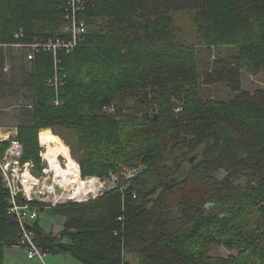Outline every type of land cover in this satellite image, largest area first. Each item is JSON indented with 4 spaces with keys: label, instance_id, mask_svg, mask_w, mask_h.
Returning a JSON list of instances; mask_svg holds the SVG:
<instances>
[{
    "label": "trees",
    "instance_id": "1",
    "mask_svg": "<svg viewBox=\"0 0 264 264\" xmlns=\"http://www.w3.org/2000/svg\"><path fill=\"white\" fill-rule=\"evenodd\" d=\"M80 8L79 17L104 25L61 54V105L51 103L55 91L46 83L51 53L30 61L34 104L32 118L16 126L20 160L41 172V142L60 139L53 134L66 128L82 151L81 175L114 172L119 182L87 202L49 208L64 218L55 235L37 217L38 244L80 264H129L125 251L138 264H248L250 256L264 264V89L230 100L189 93L197 66L172 32L174 13L194 12L205 44L235 47L232 59L219 60L202 82L237 88L242 71L264 72V0H80ZM63 15L62 0H0V43L58 37ZM4 66L1 58L0 95L15 84ZM126 96L151 111H124ZM40 129L53 134L38 141ZM7 144L0 141V156ZM139 166V173L125 176L126 168ZM9 207L0 168V264L4 247L19 240ZM222 239L238 255H210L208 245Z\"/></svg>",
    "mask_w": 264,
    "mask_h": 264
},
{
    "label": "rangeland",
    "instance_id": "2",
    "mask_svg": "<svg viewBox=\"0 0 264 264\" xmlns=\"http://www.w3.org/2000/svg\"><path fill=\"white\" fill-rule=\"evenodd\" d=\"M64 12V9H63ZM173 17V28L174 42L182 45L185 51L192 53L197 66V84L195 87L189 86V93L195 92L199 97L203 99H221L230 100L236 94L241 91H246L253 94L258 89H264V72L251 74L246 71H242L240 77L239 87L232 88L229 84L215 83L206 85L202 82L204 73L213 70L218 61L231 60L232 57L237 53L236 48L227 45H207L201 39L195 21L194 12H176L172 15ZM84 19V18H83ZM86 34L89 30L101 29L104 25V21L100 18L93 21L85 20ZM65 25V23H64ZM59 29L60 34L63 33V26ZM0 58H3L6 66V74L8 77H12L15 84L11 89H8L4 95H0V141L7 142L5 152L0 158L2 160L6 157L7 148L9 152L7 159L9 163V170L15 169L16 172H10L18 175L19 179H22L20 175L22 172L27 171L33 177V180H38V185L34 187L35 190H44V194H36V199L43 197L44 205L46 210H41L38 213V221L40 226L43 228L45 233H51L55 235L58 233L63 225L64 218L60 215H54L48 212L51 207L59 205H67L70 202L82 203L89 200L95 199V197L101 195L104 191L116 187L119 182L118 174L109 172L105 176H82L80 168L78 169L77 158L81 154V150L78 147V142L72 131L66 128H58L57 134L48 132L45 129H40L38 133V141L44 134H53L58 136L60 139H46L52 143L60 145L59 150H52L59 164L65 167L66 161H71L74 166L79 170V183L80 190L76 194V197H69V192L73 191L68 181L53 180V177L49 176L47 172V163L43 158L44 147L41 144L40 157L44 168L41 172L34 170V163L32 161L21 162V156L23 153V145L16 139L17 128L16 126L21 122L29 121L32 118V112L29 108H20V105L24 103H33V95L31 86L29 83L28 73L31 72V62L25 58V50L9 44V46L0 48ZM4 66V67H5ZM31 88V89H30ZM122 107V105H119ZM32 109V108H31ZM113 107H106L105 110L111 111ZM124 111L129 113H144L151 108L145 105L139 104L135 96H126V102L123 105ZM176 111V110H175ZM156 113V111H155ZM49 129V128H48ZM51 130V129H50ZM1 135H8L7 140H2ZM45 141V140H44ZM13 147L9 148L11 144ZM62 153V154H61ZM191 155H195L191 154ZM190 156V155H189ZM14 161L19 162L18 166L13 164ZM79 166V164H78ZM139 168H142L139 166ZM135 169L126 168V173H132ZM18 173V174H17ZM227 173L222 171L221 177H225ZM128 177V176H127ZM52 179V180H50ZM242 182L243 178L241 179ZM3 184L5 185L4 181ZM217 217H224L227 215L223 212H215ZM249 217L252 219L256 218V214L252 213ZM235 225H240V221H235ZM209 254L218 257H227L229 255H238L239 249L236 247H227L221 242H212L208 245ZM248 253V251H247ZM124 258L129 264H138L137 258L133 255L123 252ZM246 259V258H245ZM44 264H79V261L72 255L66 252H46L44 257ZM248 264H260L256 256H250L247 259ZM3 264H42L39 259H29L26 255L25 249L14 245L4 247Z\"/></svg>",
    "mask_w": 264,
    "mask_h": 264
},
{
    "label": "built area",
    "instance_id": "3",
    "mask_svg": "<svg viewBox=\"0 0 264 264\" xmlns=\"http://www.w3.org/2000/svg\"><path fill=\"white\" fill-rule=\"evenodd\" d=\"M62 1L65 25L63 26V33L60 36L55 38L50 37L48 39L39 37L31 43L12 44L25 50V58L28 61L33 60L35 55L39 52L51 53L53 58V74L47 78L46 83L55 91V97L51 102L55 106L62 104L63 100L61 99L59 89L65 82L64 75L61 74L60 56L61 54H70L74 48L84 40L86 34L85 21L78 16V12L81 9L80 0ZM6 46H9V44L0 43V48ZM4 70H6V66L4 67ZM19 107L31 109L33 104L24 103ZM8 138V135H1L2 140H7ZM14 144L15 143L11 144L9 148L13 147ZM8 153L11 152H9V149L7 148L6 157L3 160L0 158V168L3 175V181L10 194V207L8 212L17 219L19 226V240L17 246L25 249L26 255L29 259L37 258L42 264H44L43 257L46 252L36 241L35 232L32 229L41 206H44L42 204L44 203L43 197L41 199H36L35 195L44 194V190L38 191L34 189V187L38 185V180L35 179L31 184V192H26L22 179H19L18 175L10 173L16 172V170H9L8 160L5 161ZM13 164L18 166L19 162L14 161ZM20 175L22 176L23 172ZM20 194L23 201L18 199Z\"/></svg>",
    "mask_w": 264,
    "mask_h": 264
},
{
    "label": "bare ground",
    "instance_id": "4",
    "mask_svg": "<svg viewBox=\"0 0 264 264\" xmlns=\"http://www.w3.org/2000/svg\"><path fill=\"white\" fill-rule=\"evenodd\" d=\"M41 144L45 148L44 149L45 152L43 153V158L47 163V172L49 173V176L53 177L52 178L53 180L68 181L71 185V189L73 190L69 192L68 196L76 197V194L79 192L81 188L78 179L79 170L74 166V164L71 161H66L65 167H62L59 164L58 159L55 157L56 155L52 153V150L60 151L61 148L59 144L52 143L50 140L42 141ZM33 181L34 180L31 174L27 171H24L22 175V183L25 187L26 192L28 193L31 192V184Z\"/></svg>",
    "mask_w": 264,
    "mask_h": 264
},
{
    "label": "water",
    "instance_id": "5",
    "mask_svg": "<svg viewBox=\"0 0 264 264\" xmlns=\"http://www.w3.org/2000/svg\"><path fill=\"white\" fill-rule=\"evenodd\" d=\"M140 171H141V169H140V168H139V169H135V170H133V171H132V173H128V174L126 173V174H125V176H126V177H127V176H128V177H129V176H133V175H134V173H136V174H137V173H139Z\"/></svg>",
    "mask_w": 264,
    "mask_h": 264
},
{
    "label": "crops",
    "instance_id": "6",
    "mask_svg": "<svg viewBox=\"0 0 264 264\" xmlns=\"http://www.w3.org/2000/svg\"><path fill=\"white\" fill-rule=\"evenodd\" d=\"M79 264H80V262H79Z\"/></svg>",
    "mask_w": 264,
    "mask_h": 264
}]
</instances>
